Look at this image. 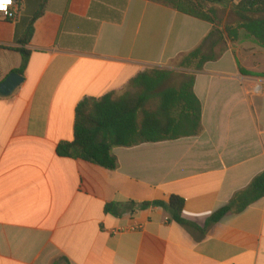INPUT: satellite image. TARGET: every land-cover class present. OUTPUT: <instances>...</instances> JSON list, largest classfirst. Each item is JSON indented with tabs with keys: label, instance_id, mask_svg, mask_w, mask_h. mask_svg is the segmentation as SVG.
Masks as SVG:
<instances>
[{
	"label": "crops",
	"instance_id": "0c3cea01",
	"mask_svg": "<svg viewBox=\"0 0 264 264\" xmlns=\"http://www.w3.org/2000/svg\"><path fill=\"white\" fill-rule=\"evenodd\" d=\"M241 1L210 8L228 14ZM26 9L16 22L0 15V83L21 67L17 49L31 53L23 84L0 96V264H264V196L208 225L264 172V72L228 42L196 73L200 134L115 148L111 171L59 154L79 103L178 70L213 25L149 0H49L27 38ZM172 196L186 224L141 208Z\"/></svg>",
	"mask_w": 264,
	"mask_h": 264
},
{
	"label": "trees",
	"instance_id": "16d2710c",
	"mask_svg": "<svg viewBox=\"0 0 264 264\" xmlns=\"http://www.w3.org/2000/svg\"><path fill=\"white\" fill-rule=\"evenodd\" d=\"M149 1L207 21L213 29L198 48L179 59L177 71L155 68L132 79L120 96L111 93L99 99H83L76 109L75 139L59 146L61 156L114 171L119 166L113 154L115 148L199 135L202 130V103L194 91L196 73L202 71L208 62L218 60L228 49V42L238 43L241 31L264 47V0H242L233 9L237 22L231 25H225L217 12L208 8V5L219 4L221 0ZM21 2H25L27 9L20 26L26 29L28 38L33 34L34 24L45 14L49 0ZM17 50L23 61L14 72L23 75L31 53L25 49ZM242 73L257 77L255 73ZM175 80L179 81L178 84L174 83ZM263 196L264 172L246 191L237 194L229 205L215 212L208 225L218 223L235 206L243 210ZM184 203L181 197L172 196L169 203L152 202L143 204L141 208L162 207L170 213L173 221L186 224L182 217Z\"/></svg>",
	"mask_w": 264,
	"mask_h": 264
},
{
	"label": "rangeland",
	"instance_id": "374dc122",
	"mask_svg": "<svg viewBox=\"0 0 264 264\" xmlns=\"http://www.w3.org/2000/svg\"><path fill=\"white\" fill-rule=\"evenodd\" d=\"M210 6L211 5H208V8H210ZM216 12L220 21L225 25H231L237 22V17L233 12L228 14L226 11L222 10ZM223 18H226V21H224ZM246 35L245 31H241V40L238 43L232 44L234 51L245 67H254L257 68V70L264 72V47L257 44L253 39H249ZM220 49L221 46L218 47L216 51L219 52ZM179 62L176 63V67H178ZM178 82L179 81L177 80L174 81L175 84H178Z\"/></svg>",
	"mask_w": 264,
	"mask_h": 264
},
{
	"label": "water",
	"instance_id": "95a60500",
	"mask_svg": "<svg viewBox=\"0 0 264 264\" xmlns=\"http://www.w3.org/2000/svg\"><path fill=\"white\" fill-rule=\"evenodd\" d=\"M24 81L25 78L23 75L12 72L3 82L0 83V96H12Z\"/></svg>",
	"mask_w": 264,
	"mask_h": 264
},
{
	"label": "built area",
	"instance_id": "2783aa9c",
	"mask_svg": "<svg viewBox=\"0 0 264 264\" xmlns=\"http://www.w3.org/2000/svg\"><path fill=\"white\" fill-rule=\"evenodd\" d=\"M22 0H10V2L5 3L2 7H0V15L4 20L16 22L18 17V11L21 6ZM262 92V86L257 85L255 87V93L260 94Z\"/></svg>",
	"mask_w": 264,
	"mask_h": 264
},
{
	"label": "snow or ice",
	"instance_id": "6c2138e0",
	"mask_svg": "<svg viewBox=\"0 0 264 264\" xmlns=\"http://www.w3.org/2000/svg\"><path fill=\"white\" fill-rule=\"evenodd\" d=\"M10 2V0H0V7H2L5 3Z\"/></svg>",
	"mask_w": 264,
	"mask_h": 264
}]
</instances>
